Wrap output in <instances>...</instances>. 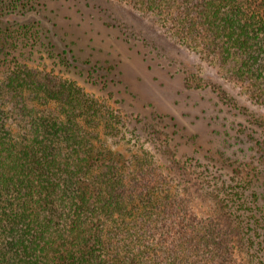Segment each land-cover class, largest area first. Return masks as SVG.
Returning <instances> with one entry per match:
<instances>
[{"label":"trees","instance_id":"obj_1","mask_svg":"<svg viewBox=\"0 0 264 264\" xmlns=\"http://www.w3.org/2000/svg\"><path fill=\"white\" fill-rule=\"evenodd\" d=\"M45 1L0 0V264H228L216 249V225L190 214L196 195L214 201L226 224L228 218L245 262L264 264V206L250 178L238 176L222 199L191 185L181 167L171 170L181 185L153 186L162 173L152 168V154L130 170L98 140L100 127L109 138L119 135V115L18 63L41 40L24 15L44 22ZM118 1L153 18L177 45L264 106V0ZM195 79V88L221 91ZM39 102L42 112L34 108ZM51 103L60 105L49 111ZM172 166L180 165L165 164L167 173Z\"/></svg>","mask_w":264,"mask_h":264},{"label":"rangeland","instance_id":"obj_2","mask_svg":"<svg viewBox=\"0 0 264 264\" xmlns=\"http://www.w3.org/2000/svg\"><path fill=\"white\" fill-rule=\"evenodd\" d=\"M45 5L40 13L44 22L24 15L41 40L33 55L20 56L18 63L47 73L54 83L74 85L119 115V135L109 138L100 127V144L120 154L130 170L136 158L152 154V168L162 173L149 181L153 186L172 189L183 183L171 171L181 167L191 185L201 184L222 199L235 179L250 178L264 206V106L228 85L130 3L46 0ZM195 78L216 82L221 91L209 85L195 88ZM29 105L23 101L21 107ZM59 105L51 103L49 111ZM34 108L42 112L43 103ZM169 163L180 166L167 173L164 165ZM196 196L187 207L197 220L204 217L216 225L218 252L228 257V264H247L236 234L227 232L228 218L226 224L214 201Z\"/></svg>","mask_w":264,"mask_h":264}]
</instances>
